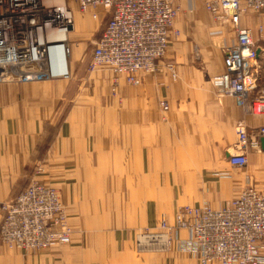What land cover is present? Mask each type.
<instances>
[{
  "label": "crops",
  "instance_id": "obj_1",
  "mask_svg": "<svg viewBox=\"0 0 264 264\" xmlns=\"http://www.w3.org/2000/svg\"><path fill=\"white\" fill-rule=\"evenodd\" d=\"M70 6L74 15L70 37L81 20L87 28L85 39L100 32L94 36L95 44L108 15L100 10L94 20L90 13L80 12L76 2ZM194 7L201 8L183 6L186 15L177 17L173 26L178 36L171 37L166 59L177 65L174 85L167 83L170 76L164 63L156 74L144 76L141 84L122 81L114 93L112 71L102 67L90 72L92 52L81 48L70 49L69 77L0 83V226L2 204L38 179L59 190L72 229L67 244L33 253L9 249L0 240V264H201L178 246L171 251H138L135 246L139 229L156 225L162 214L172 218L175 212L162 200L167 188L179 185L177 177L173 185L169 183V172L183 171L179 160H167L184 155L167 147L172 102L192 125L194 142L225 150L227 164L212 174L220 182H207L212 196L202 205L220 208L244 184L264 188V137L261 150H250L246 167L228 162L233 128L243 122L250 132H257L264 126V116L245 112L231 97L218 96L212 85V78L224 69L225 48L236 42V28L231 21L215 19L205 7L200 9L204 19L193 20L189 12ZM241 26L253 31L261 89L264 13L242 15ZM192 79L200 95L191 98L183 91L173 100L172 91L184 89ZM163 100L167 110L161 107ZM178 121L174 123L183 125ZM179 131L183 134V127ZM162 155L165 161H152ZM151 173L159 174L154 181Z\"/></svg>",
  "mask_w": 264,
  "mask_h": 264
},
{
  "label": "built area",
  "instance_id": "obj_2",
  "mask_svg": "<svg viewBox=\"0 0 264 264\" xmlns=\"http://www.w3.org/2000/svg\"><path fill=\"white\" fill-rule=\"evenodd\" d=\"M71 1L94 20L100 10L108 15L88 70L109 68L114 93L122 81L139 85L144 76L159 71L178 15L175 0H64L63 6L44 0H0V83L70 76V40L58 44L44 36L48 31L70 35ZM204 6L218 21H231L237 32L235 44L224 50L223 71L212 78L213 88L233 98L245 112L264 116L257 44L252 29L241 26L242 15L264 13V0H204ZM58 45H62L63 55L54 64L52 52ZM165 65L175 76L173 64ZM161 107L168 109L166 100ZM236 133L228 162L244 168L250 150H261L264 126L250 132L242 122ZM2 211L0 239L8 248L31 252L70 241L68 213L53 185L32 179L22 192L2 204ZM135 246L138 251H171L178 246L201 264H264V188L247 184L220 208L179 206L172 218L162 214L156 225L139 229Z\"/></svg>",
  "mask_w": 264,
  "mask_h": 264
},
{
  "label": "rangeland",
  "instance_id": "obj_3",
  "mask_svg": "<svg viewBox=\"0 0 264 264\" xmlns=\"http://www.w3.org/2000/svg\"><path fill=\"white\" fill-rule=\"evenodd\" d=\"M176 3V7L178 9V15L179 16H184L186 15V12L184 13V10L182 9L183 6L185 5H195L197 7H201L204 8V0H175ZM195 11L189 12V16L190 18H192L193 20H203L204 16L201 13L200 9L201 8H196L194 7ZM80 20V19H79ZM177 20V18H176ZM175 20V21H176ZM175 25V24H174ZM102 28V26H101ZM87 28L84 27V23L79 22L78 26H77V32L73 33V35L71 37H73V41L70 42V49L71 51L74 50L75 48H81V50L87 53H91L93 51V46L94 43L92 42L94 40V36H98V30L95 31L94 35L92 38L90 39H85V37H83V35L86 34ZM85 33V34H84ZM177 31L175 30V27L172 28L171 30V36L177 37ZM75 34V35H74ZM71 37L69 38V40L71 39ZM168 52V51H167ZM167 56V54H166ZM165 56V58L159 60L160 66L161 64H173L174 67V72H175V76L173 75V73L171 71H168L169 73V82H167L168 84H176L177 83V79H178V73H177V65L175 61H167V57ZM80 58H83V55L80 56ZM164 64V67L166 68V65ZM158 72V71H157ZM156 72V73H157ZM154 73V74H156ZM197 87L196 84V80L192 79L190 83L185 84L184 89H177V90H173L172 94L173 95L171 98L174 100V98H176V96L178 95V98L182 97L183 91L187 92L188 97L192 96H197L200 95L199 92L195 91L197 89H195ZM215 94H217L218 96L220 95V93H218L215 89H214ZM214 95V94H213ZM222 96V95H221ZM173 105V109L170 108V113L167 114V117L172 119L173 121L171 123H169L166 128L167 130L165 131L167 136H168V142H167V147L168 148H174L176 151L183 153V156H169L167 157L168 163L170 162H174L175 160H179L183 165H181L180 169L183 171L180 172H169L168 174V181L171 185H173V179H175L177 177L178 180V184L176 187L173 188H167V190L164 192V199L163 203H165V206L169 209H172L171 207H174L175 211L179 206H183V205H195V206H199L202 205L204 201H207V198H210L212 196L211 193V189H209V183L207 184L208 181H213V180H219V178L214 177L213 171H217L219 169H222L223 167H225V165L227 164L224 160V149H209L207 148V146H205L204 144H200L198 143V141L196 140L194 142V138L191 135V127L192 125L189 123H186V120L184 119V115L182 114L183 110H177L175 109V102H172ZM187 111H192L191 108L186 109ZM178 118L179 121L178 123H183L182 124H175L174 121L175 119ZM186 118V117H185ZM184 119V120H183ZM187 119V118H186ZM168 120L166 119L165 122H167ZM168 123V122H167ZM239 125V124H238ZM237 125V126H238ZM233 128L232 132H231V137L235 138L234 142L236 141L237 138V133H236V127ZM183 127V134H180L179 128ZM226 138L229 137L228 132L225 133ZM233 142V144H234ZM209 143V142H208ZM207 144V143H205ZM232 144V145H233ZM200 145H204V146H200ZM208 154V155H207ZM161 159V161H165V156L162 155V157H153L152 161L155 162H159ZM155 175H159V174H155V173H151V177L152 180L154 181L155 179ZM210 175V176H209ZM212 175V176H211ZM244 176V175H243ZM159 179V178H156ZM224 179H221V182H223ZM247 185V184H246ZM245 184L242 185L243 188L246 186ZM237 186V185H236ZM164 191V190H162ZM208 201H212L208 200ZM212 203V202H211ZM214 205H217L213 202ZM1 240V239H0ZM2 243V241H1ZM3 244V243H2ZM4 245V244H3ZM8 248V247H7ZM10 249V248H9ZM40 251V250H39ZM35 251H31V252H26V253H33Z\"/></svg>",
  "mask_w": 264,
  "mask_h": 264
},
{
  "label": "bare ground",
  "instance_id": "obj_4",
  "mask_svg": "<svg viewBox=\"0 0 264 264\" xmlns=\"http://www.w3.org/2000/svg\"><path fill=\"white\" fill-rule=\"evenodd\" d=\"M44 1L47 3H51V5H56V6H63V4H64V0H44ZM71 16H72V17H70L71 18V24H73L74 15H71ZM71 28H73V25H71ZM44 37L48 38L51 41H56V42H58V44H63L69 40L70 35H67V33H61V32L53 33V32L48 31V34L45 35ZM59 47H61L63 49L62 45H58L57 48L54 50V52H52L54 64H55V62L58 61V59H60V57L62 59L63 53H62L61 49H59Z\"/></svg>",
  "mask_w": 264,
  "mask_h": 264
},
{
  "label": "water",
  "instance_id": "obj_5",
  "mask_svg": "<svg viewBox=\"0 0 264 264\" xmlns=\"http://www.w3.org/2000/svg\"><path fill=\"white\" fill-rule=\"evenodd\" d=\"M69 29H72L71 27H69Z\"/></svg>",
  "mask_w": 264,
  "mask_h": 264
}]
</instances>
